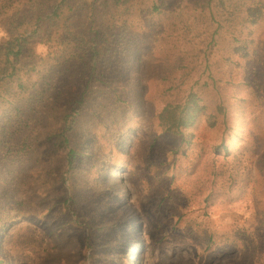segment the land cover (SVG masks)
I'll list each match as a JSON object with an SVG mask.
<instances>
[{"label":"rangeland","instance_id":"374dc122","mask_svg":"<svg viewBox=\"0 0 264 264\" xmlns=\"http://www.w3.org/2000/svg\"><path fill=\"white\" fill-rule=\"evenodd\" d=\"M144 42L153 53L124 90L130 106H109L101 125L74 135L76 168L68 177L63 170L56 186L70 207L44 196L13 223L5 221L0 264H264V134L243 112L247 102L230 97L225 123L215 95L203 89L202 112L178 133L163 111L182 105L187 87L210 83L201 72L207 55L209 62L220 60L214 67L225 75L228 51L213 56V46H200L186 55L167 49L156 33H146ZM262 45L251 58L255 66L264 67ZM246 88L238 86L236 94L244 96ZM220 144L225 149L216 153ZM239 158L254 163L242 167ZM76 207L93 224L86 235L79 218L71 219Z\"/></svg>","mask_w":264,"mask_h":264},{"label":"trees","instance_id":"16d2710c","mask_svg":"<svg viewBox=\"0 0 264 264\" xmlns=\"http://www.w3.org/2000/svg\"><path fill=\"white\" fill-rule=\"evenodd\" d=\"M0 29L1 232L10 227L5 221L13 223L32 210L36 198L59 203L56 186L64 181L62 171L68 177L79 156L74 135H87L91 126L101 125V112L109 106L117 105L116 111L130 106L124 90L131 87L133 71L139 74L150 65L147 56L153 53L144 42L146 33L159 34L163 46L186 55L200 46H213V56L228 51L226 76L214 67L220 60L209 62L207 55L201 72L210 83L187 87L182 105L163 109L168 127L177 132L190 125L203 110L198 95L208 89L224 122L225 103L236 97L247 102L243 112H250L264 134V67L251 61L257 44H263L264 53V0H0ZM34 44L46 50L39 54ZM242 85L247 90L239 97ZM51 157L60 159L50 162ZM238 161L242 167L254 163ZM260 162L264 165V156ZM61 201L63 210L70 207L67 199ZM80 210L71 208V219L79 218L86 235L91 220L76 215Z\"/></svg>","mask_w":264,"mask_h":264},{"label":"bare ground","instance_id":"6f19581e","mask_svg":"<svg viewBox=\"0 0 264 264\" xmlns=\"http://www.w3.org/2000/svg\"><path fill=\"white\" fill-rule=\"evenodd\" d=\"M137 250H138V249H137ZM137 250H135V251H134V254H136V253H137Z\"/></svg>","mask_w":264,"mask_h":264}]
</instances>
